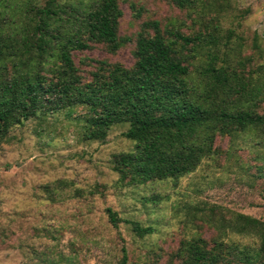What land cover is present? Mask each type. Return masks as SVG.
I'll return each instance as SVG.
<instances>
[{
  "label": "trees",
  "instance_id": "obj_1",
  "mask_svg": "<svg viewBox=\"0 0 264 264\" xmlns=\"http://www.w3.org/2000/svg\"><path fill=\"white\" fill-rule=\"evenodd\" d=\"M119 1L0 0V144L26 121L70 118L79 107L84 112L72 118L84 141L102 142L113 124H127L122 136L134 145L112 158L116 186L174 187L204 162L228 158L238 139L264 141V31L246 54L237 25L224 26L230 0H168L177 16L146 18L132 38L120 37ZM129 9L141 16L134 4ZM129 42V67L91 59L86 79L74 62V53L100 46L114 54ZM217 138H227L225 149ZM105 213L115 227L116 213ZM228 214L214 205L186 208L215 235L182 237L164 264H264V222ZM130 225L137 237L153 232Z\"/></svg>",
  "mask_w": 264,
  "mask_h": 264
},
{
  "label": "rangeland",
  "instance_id": "obj_2",
  "mask_svg": "<svg viewBox=\"0 0 264 264\" xmlns=\"http://www.w3.org/2000/svg\"><path fill=\"white\" fill-rule=\"evenodd\" d=\"M130 3L140 8L139 18ZM119 7L120 37L132 38L146 18L164 22L178 15L168 0H125ZM230 7L224 26L237 25L235 33L248 54L253 37L264 31V0H230ZM132 48L129 42L108 54L95 46L74 53V62L87 79L88 61L129 67ZM83 112L77 107L72 117ZM72 117L58 113L40 124L26 121L10 129L0 144V264H120L123 255L125 264H164L182 237L215 235L185 215L186 208L196 206L214 205L224 215L240 213L264 222V141L255 145L238 139L228 158L220 157L216 166L204 162L174 187L170 182L118 187L112 158L134 145L122 136L127 124H113L102 142L84 141ZM215 144L225 149L227 138H217ZM153 197L159 202L146 201ZM106 209L116 213L115 227L108 223ZM131 222L153 232L137 237ZM232 240L252 243L244 236Z\"/></svg>",
  "mask_w": 264,
  "mask_h": 264
}]
</instances>
